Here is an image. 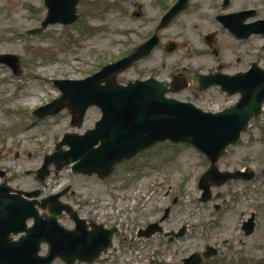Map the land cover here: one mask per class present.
<instances>
[{
  "label": "rangeland",
  "instance_id": "1",
  "mask_svg": "<svg viewBox=\"0 0 264 264\" xmlns=\"http://www.w3.org/2000/svg\"><path fill=\"white\" fill-rule=\"evenodd\" d=\"M153 1L82 0L78 9L80 20L74 27L55 25L41 36H29L27 31L39 28L48 14L42 0H0V55L19 57L20 76H14L12 69L0 63V102L8 108L0 103V168L9 172L7 178L13 187H40L27 172L37 171L45 156L55 152L63 135L73 131L70 113L66 111L39 126L35 121L31 127L23 115L61 95L54 81L88 85L86 79L102 67L146 43L156 33V19L160 15ZM246 7L262 9L264 0H233L231 10ZM259 16L264 17V13ZM200 24L195 17L185 16L168 29L159 30L161 48L135 65L127 77L145 79L154 74L163 81L179 70L188 69L192 74L199 67H212L215 62L204 54L202 36L213 27L202 28ZM171 41L182 48L167 55L163 48ZM248 46L249 68L258 64L264 69V37L253 36ZM229 47L231 51L224 52L226 59H232L239 46L230 41ZM9 60L12 61L11 56ZM191 93L184 91L169 97L214 114L234 107L239 100L238 96L223 94L217 88L196 97ZM100 117L101 112L92 109L85 127L92 126ZM24 121V126H15ZM17 153H21L18 159ZM218 163L222 172L247 169L255 177L213 188L212 201L202 204L199 181L211 162L189 145L174 147L165 143L119 165L103 181L76 177L71 170L56 178L51 176L45 181L44 194L48 196L71 185L76 192L71 204L81 216L117 230L111 249L94 264H184L192 255H202L208 246L216 249L218 255L207 264H264V113L251 122L239 144L229 148ZM166 209H170V215L164 219ZM253 215L257 228L247 238L242 225ZM152 223H160L163 233L140 237V232ZM183 228L185 237L170 242L169 235ZM134 250L143 257L138 262L131 255Z\"/></svg>",
  "mask_w": 264,
  "mask_h": 264
},
{
  "label": "water",
  "instance_id": "2",
  "mask_svg": "<svg viewBox=\"0 0 264 264\" xmlns=\"http://www.w3.org/2000/svg\"><path fill=\"white\" fill-rule=\"evenodd\" d=\"M46 1L50 10L49 16L42 29L31 31L30 34H39L51 24L69 25L78 20L76 12L79 0ZM188 3L189 0H181L165 18L163 27L185 10ZM252 15L254 14L249 13L248 17ZM225 25L240 39L264 33V22L250 25L249 30H243L235 23L228 22ZM157 44V38H154L120 64L108 66L101 73L88 79L86 81L88 85L74 81L55 83L64 96L38 111L36 114L39 117L57 115L64 108H69L74 115L73 125L79 123L80 126L87 110L91 106H97L102 110L103 119L96 125V130L84 136L67 135L60 147L67 145L71 150L47 158L46 165L40 172L42 180L48 176V167L52 163L60 170L77 160L82 162L74 167V171L96 173L105 178L112 174L116 164L133 158L158 142L166 141L191 144L212 161V169L204 175L200 184L204 191L203 202L211 198V185H223L238 178L239 174L219 173L217 163L228 147L237 145L242 134L248 131L251 120L262 114L264 71L256 70L259 72L256 73L253 69L249 74H239L233 78L217 77L219 80L206 77L196 79L197 82H205L202 90L221 86L222 91L230 96L240 94L241 99L236 106L218 114L205 113L191 104L166 98L167 85L155 80L130 84L127 87L119 86L116 81L117 75L131 67L135 61L147 57ZM11 59L18 61L14 57ZM16 63H11V66L15 73L19 74L17 72L19 66ZM98 144L101 146L96 149ZM10 191L11 189L5 185L0 186V264H52L56 258H61L68 264H75L77 259L93 262L111 245L114 231L104 232L106 235L104 242L100 232L82 233L84 236L87 235L76 239L74 236L80 234V229L71 233L57 231V217L52 210V221L46 227L37 222L36 229L27 238L26 243H12L10 235L23 232L26 220L36 216L37 211L35 203L26 202L22 198L23 193L19 192L18 196H12ZM67 211L71 213L70 208H67ZM59 212L61 214L62 209H59ZM156 228L151 227L153 231H148V236L161 230ZM252 230L247 231L248 234ZM60 240H64L65 244ZM43 243L50 246L47 257H39ZM197 262L198 260H193L189 263Z\"/></svg>",
  "mask_w": 264,
  "mask_h": 264
},
{
  "label": "flooded vegetation",
  "instance_id": "3",
  "mask_svg": "<svg viewBox=\"0 0 264 264\" xmlns=\"http://www.w3.org/2000/svg\"><path fill=\"white\" fill-rule=\"evenodd\" d=\"M153 2L156 4L155 7H157L160 13V15H158L159 17L156 19L157 25L155 26V29L158 30L163 17L171 10L172 7H174L179 2V0H170L169 3H167V0H154ZM232 4H233V0H221L219 4L217 3V0H198L197 2L196 0H190L187 6V10L183 14H181V16H179L174 21V23L178 22L181 18L187 16L188 18L195 17L199 22L202 23L200 24L202 28L213 27L210 28L206 32V34L202 36V44L205 45L204 48L206 51L204 52V54L207 57H210L212 60H214L215 64L207 69L199 67L198 68L199 71L197 73H192V74L188 72V69L179 70V72L175 74L168 75L166 78L163 79V81L171 82L174 81L175 78H179L180 80L179 85H181L184 78L188 81V85H189V88L186 91H190V93L192 92L191 93L192 96H195L196 94L199 95L202 94L201 92L197 91L194 86V79L197 75L235 76L237 74L247 73L250 70L249 62H248L249 51H250L248 48L249 47L248 41L251 38L236 40L227 30V28L225 27L222 21L224 16H230V14L249 11L250 8L246 7L237 10H231ZM219 6L220 9L218 8ZM193 10L195 11L192 12ZM213 11H219V12H217L215 15H211V12ZM259 15L261 14L259 13L256 14L257 16L256 20H264V17H260ZM229 18L230 17H228L226 20L228 21ZM154 35H158V34H154ZM230 41H235L236 45L239 47L236 48V53L233 55L232 59H226L224 57V52L226 54L229 51H231L229 47ZM164 47H167V44ZM180 48H182V45L179 46V49ZM263 49L264 47H261V51ZM244 66L246 67L245 69H240L236 71L234 70V67L242 68ZM179 85H177L176 87H178ZM180 93L182 92L173 93L171 95H178ZM64 191L65 190H61L59 193H63ZM74 197H75V193L72 192V190H69L65 194H63V196L60 198L59 201H62L66 204H71V201L73 200ZM60 222L64 225L65 224L69 225L71 229L75 227V222L72 219V217L69 215H63L60 218ZM87 222L88 224H91L89 220H87ZM256 228L257 226L255 227L254 232L256 231ZM242 231L244 233L243 227H242Z\"/></svg>",
  "mask_w": 264,
  "mask_h": 264
}]
</instances>
